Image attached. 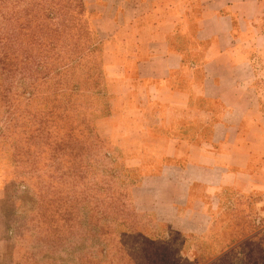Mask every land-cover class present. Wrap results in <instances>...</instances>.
<instances>
[{"label": "rangeland", "instance_id": "obj_1", "mask_svg": "<svg viewBox=\"0 0 264 264\" xmlns=\"http://www.w3.org/2000/svg\"><path fill=\"white\" fill-rule=\"evenodd\" d=\"M45 2L8 0L0 9V36L14 28L4 16L16 11L25 21L35 17L42 24ZM65 2L69 12L59 13L58 22L66 16L70 23L64 35L73 39L77 60L61 83L52 80L49 91L41 87L33 103V111L45 109L48 98L47 109L56 106V133L73 144H65L63 158L54 161L53 150L38 145L22 155L17 151L3 131L9 116L3 95H11L13 80L0 77V264H264L260 191L240 201V209H231V217L222 215L217 231L196 239L174 234L169 241L153 242L119 226L117 204L126 202L141 176L155 173L138 169L137 163L160 155L138 150L151 139L141 136L143 128L155 121L142 117V105L128 102L120 85L121 41L113 33L135 13L128 9L121 16L120 0ZM259 80L264 83V75ZM33 85L38 83L30 77L15 81L12 95L33 91ZM259 93L264 96L263 87ZM41 149L45 153L38 159ZM186 241L197 248L188 249Z\"/></svg>", "mask_w": 264, "mask_h": 264}, {"label": "crops", "instance_id": "obj_2", "mask_svg": "<svg viewBox=\"0 0 264 264\" xmlns=\"http://www.w3.org/2000/svg\"><path fill=\"white\" fill-rule=\"evenodd\" d=\"M119 6L121 16L135 13L113 33L120 85L155 121L138 150L160 153L137 163L155 173L129 189L135 233L157 242L217 231L240 201L259 191L264 200V0Z\"/></svg>", "mask_w": 264, "mask_h": 264}, {"label": "trees", "instance_id": "obj_3", "mask_svg": "<svg viewBox=\"0 0 264 264\" xmlns=\"http://www.w3.org/2000/svg\"><path fill=\"white\" fill-rule=\"evenodd\" d=\"M7 1L0 0V9ZM45 1V5L47 3L48 7L45 10L46 19H43L42 24H37L35 17L25 21L19 11L13 15L3 13L6 23L9 26L12 24L14 27L11 32L9 30L0 36V77L5 76L7 79L13 80V83L11 82V87L12 85L13 87L8 90L11 95H3V98H7L6 105H8L9 111V116L4 121L3 131L5 135H10L13 138L17 151L21 155L29 151L33 145H38L45 150L51 148L53 150L52 159L55 161L65 156L66 143L70 146L73 144L66 141L64 137L60 138L56 133L59 130L57 125L59 118L56 115L55 105L51 109H47L51 103L50 98L45 104V109L39 108L33 111V105L38 99L37 94H39L40 88L46 87V90L49 91L52 87V80L54 83H61L62 78L74 67L72 64L77 59L72 57L73 39L64 35L65 30L71 28L70 23H66V16L62 23L58 22L59 13L69 12L65 0ZM73 3L83 6L82 0H72ZM76 48L80 51L78 47ZM29 77L34 80V84L38 83V86H32L34 93L24 89L22 94H18V91L15 90L12 95L14 82L23 81ZM1 89L2 85L0 84V92ZM26 93L29 96L23 97ZM24 145L28 147H24ZM44 153L45 151L41 149L38 159ZM77 157V155L74 156V158ZM121 199L123 201V198ZM116 208H120V219L119 223L117 222L119 226H126L128 234L138 237L139 235L135 233L137 214L132 208L129 191L126 202L120 201ZM143 246L149 248L144 244ZM151 248L158 252L152 244Z\"/></svg>", "mask_w": 264, "mask_h": 264}]
</instances>
